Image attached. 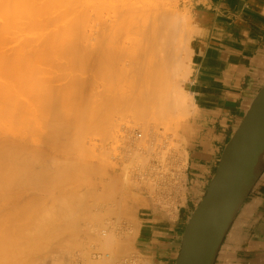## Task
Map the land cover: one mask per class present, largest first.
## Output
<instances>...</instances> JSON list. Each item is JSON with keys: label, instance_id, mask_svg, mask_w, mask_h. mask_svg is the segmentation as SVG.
<instances>
[{"label": "rangeland", "instance_id": "obj_1", "mask_svg": "<svg viewBox=\"0 0 264 264\" xmlns=\"http://www.w3.org/2000/svg\"><path fill=\"white\" fill-rule=\"evenodd\" d=\"M163 1L170 16L173 15V19L176 18L177 25L184 24V26L177 27L179 30L182 28L180 31L181 33L184 32L183 34L186 36L184 35L182 42L179 39V41L177 40L178 47L174 48L173 53L176 59L179 60L178 62L183 63L181 65L185 66L183 71H188L187 77L178 82L180 85L177 83L184 91L186 105L184 104L181 111L176 109L177 111L174 110L170 114L162 115L155 111L154 107L150 106L151 104L146 105L143 98L141 100L140 96L131 93V90L136 89L138 84L130 82L129 79L127 81V77L122 75L123 72L121 73V70L127 69L128 63L124 52V54L120 52L110 53L109 63L104 64L101 69L100 86L97 85V88L94 75L95 69L93 68V65H95L93 55L95 19H90L91 17L94 18V15H92V12L95 14L94 3L93 0H79L78 10L79 12L84 10L87 16L80 13L84 18H79V22L87 20L89 17L88 21H83L82 24L83 27L86 22L88 23L87 27H83L86 32L80 31V29L82 30L80 24L78 37L76 35L79 43L73 45L78 49L76 50L77 57L80 56V58L79 60L73 58L72 62L74 60L78 63L70 65L71 62H65L66 58L58 59L59 54L55 55L56 52L54 57H58L56 59L60 64L55 63V59L53 63L60 66L55 65L56 67L52 68L54 75L67 72V76L64 74L65 77H62L58 82H54V84L50 81V84H53L55 88L63 84L70 92L72 90L73 94H70L73 96L76 92L77 94L81 92L80 96H77L79 100L76 98L77 101L76 99L75 102L72 101L74 100L71 99L73 96L68 97L69 94L65 92L68 90L64 87L65 91L61 87L65 92L63 95L61 89L57 91L60 92L59 94L55 91L53 94L50 91L51 89L49 90L52 93L51 95L57 93L60 97L62 95L61 98L63 99H54L57 96L46 99L45 104L47 102L51 104L49 106H52L51 102H53L55 106H52V109L49 107L51 111L46 109L47 112H45L48 116L45 117V114L44 122L42 121L43 126L45 123L46 125L38 129L42 133L36 134L38 138L35 135L33 136V133L30 134V143L27 145L28 148L34 150L36 148V152L43 150L44 154L38 155L40 160L38 159L37 163L32 161L31 163L34 164L30 167L31 171L33 169L44 175V177H40V180H43L40 181L42 185L38 180V184L37 182H32L34 184L30 182L31 187L36 186L32 190L24 189L20 196H18V192H6L0 195L1 199L3 196L6 197L7 194H11L10 197L7 196V200H5V197L4 200H0V203L3 204H0V241L2 240L0 242V264H150L148 261V246L139 236L140 215L137 208L131 206V204L138 202L140 198L146 197L157 206L165 209H175L180 203V199L184 197L182 171L186 158L187 134L192 132L188 126L192 110L191 97L187 91L193 58V26L188 8L190 0ZM105 15L104 19L106 18ZM79 31L83 33H79ZM103 31L106 33L104 27ZM72 34L71 37H74L75 33ZM179 36L182 37L180 33L177 38ZM7 37L11 38L12 35ZM56 37L61 38V36ZM46 38L48 39V37ZM0 39L6 40L2 36ZM72 40L76 43L74 38ZM4 42L9 44L2 49L0 48L3 52H5V48L10 47L9 49H11V46L15 45L10 43V39ZM51 43L49 45L52 48H49L51 49L50 53L53 52ZM66 45L59 46L60 49L55 47L54 50H61V47L66 49ZM182 46L183 48H181ZM35 48L31 47L33 56L37 51H33ZM46 49L48 50L47 47ZM64 49L62 48L63 51L61 50V52H65ZM70 49L72 50V48ZM31 51L29 50V53ZM10 52L8 50L5 53ZM39 52L37 51L38 55L42 53L44 57L46 56L44 54L49 50ZM69 52L71 51L69 50ZM67 55L69 57V53ZM29 56L30 60L32 59L29 64H32L33 58L31 57L33 56L32 54ZM48 56L52 55H47V60L49 59ZM34 58L39 59L37 54ZM50 59L52 58L50 57ZM44 60H41L40 64ZM36 61L34 59V65L40 62L35 63ZM47 62L45 63L47 64ZM34 65L32 64V66ZM47 66L49 68L47 70L50 71L49 65ZM34 67H32L33 70ZM42 67L47 68L46 65ZM59 67H63V69L60 68L62 71H58ZM43 69L40 68V70ZM72 74L73 80L68 77ZM42 75L38 74V77ZM47 75L44 73L43 77H47ZM49 75L53 79L52 74ZM59 75L58 78H60ZM58 78L53 80H59ZM74 80L78 81L75 85H73ZM95 87L97 90L100 89L96 96L95 91L97 90ZM64 96L67 98L65 99ZM67 99L69 103H66L67 106H65L64 102ZM58 101L63 103L61 104ZM41 102L43 103L44 100L37 102L39 106L42 105ZM76 102L78 103L77 107L73 105V109L76 108L77 110L71 109L72 105H70L71 108L68 107V104H76ZM44 106L46 107L47 104ZM44 106L42 105V107ZM56 106L60 108L57 107V110ZM67 109L71 110L70 113ZM44 110L43 108V112ZM71 112L73 113L71 114ZM40 134H43L44 137L41 138ZM31 159L34 158L31 157ZM32 179H34V176ZM13 193H16L18 198H14L17 196ZM45 217L48 220L45 221ZM41 221L44 222L41 223ZM37 222L43 225L39 224L38 228ZM60 224L61 227H59ZM44 225L45 228L42 233L39 229ZM37 232L38 234L40 232L41 235L37 236ZM14 236L18 239H15ZM32 238L34 239L31 240ZM16 240L17 242H14ZM6 251L11 253L9 254Z\"/></svg>", "mask_w": 264, "mask_h": 264}, {"label": "bare ground", "instance_id": "obj_2", "mask_svg": "<svg viewBox=\"0 0 264 264\" xmlns=\"http://www.w3.org/2000/svg\"><path fill=\"white\" fill-rule=\"evenodd\" d=\"M78 1L79 0H0V38L2 36L3 39H6V40L0 39V48L2 49L5 45L9 44L8 43L9 41L6 43L4 42L9 39H10V43L15 44L11 46V49H9L10 47L8 49L5 48L6 50L4 49L5 52L8 50L11 51L8 54L0 50V195L6 192L7 193L8 192H18L17 194H19L18 196H20L24 189L32 190L36 186L34 185L33 187H31L30 182L31 183L37 182L38 184V180H39V183L40 181L41 182L43 181V180H40V177H44V175H42L41 173L33 169L31 171V168H30L32 167L31 165L34 164V163L33 164L31 163L32 161L37 163V160L39 159L38 155L42 154L43 150L41 149L39 150V152H36L35 151L36 148L35 150L32 148H28L29 146L27 145L30 143L29 135L30 134L32 135V133H33V136L34 135L36 136V134L38 135L41 132L38 129L39 128L41 129L42 127L46 125L45 123V125L43 126L45 114H46L45 117L48 116L46 113L47 112L46 109L49 111L50 110L49 107H51L52 109V106H55L53 105V102H51L52 106H49L51 104H48L46 102L49 109L47 108V106L45 107L44 105H46L45 104L46 99L49 97L54 98L53 96H57L54 99H59V100L63 99L61 97H63L62 95L65 94V92L69 94V95L66 94L68 97L73 96L70 94V93L73 94L72 90L70 92V90L64 87L63 84H61L60 86L58 85L56 87L57 88L56 90V88L53 85L54 82H58L61 80L62 77L67 76L66 74L67 72L59 73L60 75L58 73L54 75L55 73L53 72V69L55 65L60 66L59 65L60 62L57 61L56 59L57 56L54 57L55 55H58V54L60 55V56L58 55L59 57V58L57 57L58 59L66 58L67 60H65V62L67 63L71 62L70 65H73V64L75 65L76 63H78L77 60H76L77 62H75L74 60L75 59L79 60L80 58V56L77 57L78 53L76 52V50L78 49H76V47H73V45H78L77 43H79L77 42L78 40L77 34H78L79 25L81 24V27H82L83 21L84 22L88 21L89 17L87 18V20L80 21L81 23L79 22V18L83 17V15H81L80 13L85 14V16H86V13H84L85 12L84 10H82L83 12H79ZM93 3H94V8H95L94 9L95 14H93L92 12V15H94V18L91 17L90 19H95V23H94L95 24V33H94L95 43L93 46L94 47L93 50L95 51V52L93 51V55L95 57L94 59L95 65H93V68L95 69V72L94 70L93 72H94L95 79H96L95 80L96 87L97 85L100 86L99 80L101 79V69L104 64L109 63L110 53L111 52H115V53L120 52L122 54L126 53L127 55L125 54V57L127 56L126 59L128 61L127 63L128 67L126 66L127 69L123 71L121 70V73L123 72L122 75L127 77V81L129 79L130 82L132 83L136 82L138 84L136 85L137 86L136 89L131 90V93H134L135 95L140 96L141 100L143 98L144 103L146 105L151 104L150 106L154 107L155 111H157L158 113H161L162 115L170 114L176 109L177 110L179 109L178 111H181L184 108V104L186 105V103H185V96L183 94L184 91L182 90V88L178 86L179 84L178 82L184 80L185 77H187L188 71L187 70L183 71V67L185 66H182L183 63L178 62L179 60L176 59L173 53V50H175L174 48L177 46V40L179 39L182 42L185 34H183L184 33L183 31H182L183 33H181L180 30H182V28H180L179 30V28L177 27L179 25H177L178 23H177L176 18L173 19V15H171L172 16L171 18L169 11H167L166 7L164 6L165 2L163 0H93ZM104 14H106L105 19H104ZM87 24L88 23L86 22L83 25V27H85ZM182 25L184 26V24ZM83 27H82V30L80 29V31H85ZM103 27L105 28L106 33L105 31H103ZM177 30L180 31L179 33L180 35H182V37L179 36V38H177V35L179 34ZM80 31L79 33H83ZM66 33H68V35H66ZM72 33L73 34L75 33L74 37H71ZM10 35H12L11 38L7 37ZM56 36H61V38L60 37L57 38ZM46 37H48V39ZM73 38H74V41L76 40L75 41L76 43L73 42L72 40ZM50 39H51V42L53 43L50 42ZM45 41L47 42L48 46ZM50 43L53 45L52 53H50V50L52 49L51 47H49ZM66 43H68L67 44L68 46L66 45ZM54 44H57V45L55 46ZM62 44L66 45L65 47L66 49H64V47H61V50L63 48L65 52H61V50H58L60 49L59 46H64ZM35 45L37 46L36 47L37 49L35 48ZM31 47L35 48L34 50L32 49L33 51L37 50L38 52L42 48L43 49L45 48L44 51L42 49L40 52H47L49 50V52H47L49 54L43 53L44 55H46L43 57L42 53L39 52L42 55V56H39L40 54L38 55L36 51L34 56L36 57V54H37V56L40 59L39 60L37 58L38 59L37 60L33 56ZM46 47L48 48V50L46 49ZM55 47L58 48L57 51L54 50ZM68 47L72 48V50L70 48L67 49ZM181 48H183V46ZM29 50L31 51L30 53H29ZM69 50L72 53L69 52ZM68 53H69V57L67 55ZM31 54L33 56L31 57L33 58V62H32L33 65H34V59L35 61L36 60L40 61L38 64L34 65L35 67L32 66L31 63L29 64V62L32 61V59L30 60L29 58L30 57L29 55ZM47 55H52L48 57L49 59L51 57L53 60L52 59L47 60ZM42 57L43 59H45L44 60L45 62L48 61L47 64L44 61H43L44 64L42 62L43 65L40 64L41 60H43ZM73 58L74 60L72 62ZM37 61L35 63H37ZM53 61L59 64L58 65L54 64ZM126 62H123V63L125 64ZM41 65L42 66L46 65L47 68L45 69V67H42ZM47 65H49L50 71L47 70L49 69ZM32 67H34V70ZM71 67H74V66H71ZM35 68H37V70H35ZM40 68L41 69L44 68V69L40 70ZM60 68L63 69V67H59L58 71L59 70L62 71V69ZM43 71H46V72H43ZM44 73L48 75L52 74L53 79L58 78L57 77L58 75L60 78H58L59 80L54 81L52 77H50L51 75L49 76L47 75V77H43ZM38 74L39 75L43 74V75L38 77ZM68 77L70 79L72 78V80L74 78L73 74L69 75ZM37 78H40V79H37ZM44 78L47 79L48 81H46ZM38 80H40L41 82L40 81H39L40 83L37 82ZM50 81L53 84H50ZM76 82L78 81L74 80L73 85H75ZM44 85L45 86L48 85L52 88L48 86L45 87ZM61 87L66 88L69 92L65 91L66 89L64 90L63 88V90L65 91L64 92ZM44 88H46L48 91ZM59 89H61V92H62L61 93L62 95L60 94L61 97L58 95L60 92H57ZM49 90L53 92V94L55 92H57L58 94L56 93L55 95H51L52 93H50ZM98 91H100V89L95 91V96L96 94H98ZM47 92L49 93V95ZM75 94H77V92ZM79 94H77L75 97L73 96L71 99H74V100L72 101L75 102V99L77 98V96L78 97L80 96ZM64 97L65 99L67 98L66 96ZM77 99L79 100V98ZM43 100L44 102L43 103L41 102V103L44 107H42L41 104L39 106V103L37 102L38 101L40 102ZM33 102L34 104L35 103L36 104L34 105ZM58 102L61 103L60 101ZM66 103H69L68 99L66 100V102H64L65 106H67ZM77 104H78L77 102L76 104L70 103L68 104L69 105L68 107L71 108L73 105L77 107ZM59 106L61 107L60 104ZM59 106H56V108ZM74 106L71 109H73ZM43 108L45 109L44 112H43ZM62 111L64 110L62 109ZM69 111L71 110L69 109L68 112ZM50 113H53V112H50ZM72 113L73 112H71V114ZM40 135L39 136L41 138L44 137L42 136L43 134H40ZM36 138H38V136H36ZM31 157H33L34 159L32 160ZM29 168H30V171H29ZM33 176H34V179H32ZM13 194L17 196L16 193H13ZM9 195L11 194H7L6 197L3 196V198L5 197V200H7L8 199L7 196ZM18 196L14 197L12 195V197L14 198H18ZM3 198H1L0 200H4ZM46 217H48V215H46ZM46 217H45V221L47 219ZM43 222L44 221H41V223ZM39 224L37 222V227ZM40 225H43V224H40ZM59 227H61V224ZM44 228H45V225L44 227L41 226L39 230L42 231L43 233ZM33 233H36V232H33ZM39 234L37 232V236ZM16 238L17 237H15V239ZM33 239L34 238H32L31 240ZM28 241L30 242V240ZM14 242H17V240ZM0 246H1V243H0ZM7 253H9V251ZM47 262L49 263V261Z\"/></svg>", "mask_w": 264, "mask_h": 264}, {"label": "crops", "instance_id": "obj_3", "mask_svg": "<svg viewBox=\"0 0 264 264\" xmlns=\"http://www.w3.org/2000/svg\"><path fill=\"white\" fill-rule=\"evenodd\" d=\"M191 97L184 197L175 209L140 198L139 236L150 264H174L186 222L203 197L220 153L264 85V0H190ZM215 264H264V172L231 225Z\"/></svg>", "mask_w": 264, "mask_h": 264}, {"label": "water", "instance_id": "obj_4", "mask_svg": "<svg viewBox=\"0 0 264 264\" xmlns=\"http://www.w3.org/2000/svg\"><path fill=\"white\" fill-rule=\"evenodd\" d=\"M264 172V85L226 142L191 212L174 264H215L222 243Z\"/></svg>", "mask_w": 264, "mask_h": 264}]
</instances>
